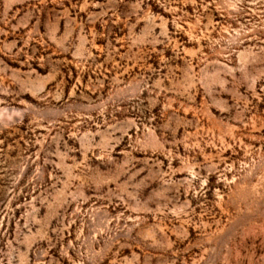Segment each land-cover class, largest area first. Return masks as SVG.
Here are the masks:
<instances>
[{
	"label": "rangeland",
	"instance_id": "obj_1",
	"mask_svg": "<svg viewBox=\"0 0 264 264\" xmlns=\"http://www.w3.org/2000/svg\"><path fill=\"white\" fill-rule=\"evenodd\" d=\"M0 264H264V0H0Z\"/></svg>",
	"mask_w": 264,
	"mask_h": 264
}]
</instances>
